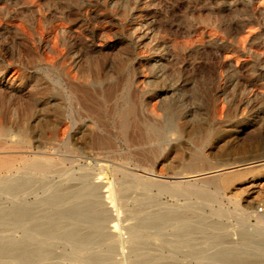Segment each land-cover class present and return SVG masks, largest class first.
<instances>
[{"label": "rangeland", "instance_id": "obj_1", "mask_svg": "<svg viewBox=\"0 0 264 264\" xmlns=\"http://www.w3.org/2000/svg\"><path fill=\"white\" fill-rule=\"evenodd\" d=\"M38 98L49 103L50 112L36 125L27 104L35 107ZM79 102L92 108L96 119ZM128 105L135 118H126L122 134L114 114ZM163 119H169V128L162 129V138L146 135L143 122L160 128ZM24 123L27 141L20 143L15 127ZM0 126L14 132L0 140L1 146L14 143L28 156L49 152L44 156L56 158L60 168L32 194L0 193V207L9 208L18 196L27 203L41 200L57 185L74 188L75 177L86 172L92 180L107 182L102 188L108 186L116 198L110 195L116 207L110 209L120 215L122 233L87 243L88 253L106 257V264H231L216 257L213 262L212 253L221 247L264 256L259 250L264 242V0H0ZM221 168L220 179L212 177ZM203 173L210 174L209 180ZM150 181L168 188L182 185V194L159 193L147 185ZM119 184L130 188L125 195ZM197 187L214 200L195 198L191 191ZM73 196L61 204L71 207L80 195ZM37 207L39 222L59 218L54 206ZM154 209L179 216L161 231L147 225V241L138 244L130 232L148 223L146 214ZM182 219L188 222L185 228ZM23 224L0 228V237H19ZM109 225L103 223L100 233ZM89 226L80 223L83 231ZM112 244L114 251L107 250ZM47 251L43 262L20 263L0 255V264L105 263H92L89 254L92 262L87 255L80 261L83 251L73 253L64 238L50 239ZM256 256L247 264H264Z\"/></svg>", "mask_w": 264, "mask_h": 264}, {"label": "bare ground", "instance_id": "obj_2", "mask_svg": "<svg viewBox=\"0 0 264 264\" xmlns=\"http://www.w3.org/2000/svg\"><path fill=\"white\" fill-rule=\"evenodd\" d=\"M79 17V15H78ZM58 18V17H57ZM91 18V17H90ZM93 19H96L95 16H93L92 20ZM98 20V19H97ZM94 22V21H93ZM93 25V24H92ZM84 27V26H83ZM77 28V27H76ZM133 28V27H131ZM62 29V28H61ZM66 29V28H65ZM135 29V28H134ZM96 30V29H95ZM241 30V29H239ZM62 32V31H61ZM238 32V31H237ZM65 34V33H63ZM133 34V33H132ZM91 35V34H90ZM240 38V36H238ZM249 38V37H248ZM239 41V40H238ZM251 50V49H250ZM254 50V49H253ZM258 54V53H257ZM84 87V86H83ZM86 88V87H85ZM84 91V90H83ZM80 92V91H79ZM97 93V92H96ZM99 94V93H98ZM113 94V93H112ZM163 95V94H162ZM106 96V95H105ZM7 98V97H6ZM93 98V97H92ZM107 98V97H106ZM41 98H38L37 100V104L35 105V107H32L31 105V102L28 103L27 105H29V113L28 115L30 116V118H32L33 122H35L36 125L39 124V121H41V116H43L44 113H48L50 112V110L48 108L49 107V103L45 100H39ZM89 99V98H88ZM87 99V100H88ZM161 100V99H160ZM31 101V100H28V102ZM91 101V100H90ZM3 102V101H2ZM4 103V102H3ZM83 103V102H82ZM81 102L78 103V105H80V108L83 109L87 115L90 117V119H93L95 117V111H92V108H89L87 109L88 105H86L87 107H84V105H82ZM93 103V102H92ZM94 104V103H93ZM96 105V104H95ZM100 105V104H99ZM13 107V106H12ZM27 107V106H26ZM25 107V109H26ZM78 107V106H77ZM90 107V106H89ZM111 108V107H110ZM10 109V108H9ZM16 109L13 111L15 113ZM112 111V110H111ZM17 112V111H16ZM113 113V112H112ZM3 114V113H2ZM23 114V113H22ZM60 114V113H59ZM98 114V113H97ZM109 114V113H108ZM17 115V114H16ZM22 116V115H21ZM26 116V114L24 115ZM9 118V117H8ZM76 118V117H75ZM114 118H115V122L117 124V129L119 130L120 133L124 134L126 132V128H127V121H126V118H135L134 116V110H133V107H130L129 105L128 106H125V108L122 110V111H119V112H116L114 114ZM181 118V117H180ZM11 119V118H10ZM96 119V118H94ZM191 119V118H190ZM9 120V119H8ZM59 120V119H58ZM83 120V119H82ZM169 119H163L162 121V124L160 125L161 127L160 128H156L153 124L151 123H147V122H143L141 125H142V128H143V131L146 133V135L148 136H151L154 137V138H162L161 136V131L162 129H165V128H169ZM19 121V119H18ZM17 121V122H18ZM93 121V120H92ZM132 121V120H131ZM135 121V120H134ZM138 121V120H137ZM99 123V121L96 120V123ZM133 122V121H132ZM92 123V122H91ZM91 123L89 124V126L91 125ZM97 123V125H98ZM102 124V122H100ZM99 123V125H100ZM107 124V122H105ZM131 124V123H130ZM135 124V122H134ZM18 125V124H17ZM43 125V123H42ZM58 125V124H57ZM63 125V124H62ZM84 125V124H82ZM59 126V125H58ZM57 126V127H58ZM93 123H92V125ZM137 126L134 125V127ZM36 127V126H35ZM61 127V126H59ZM65 127V126H63ZM67 127V126H66ZM87 127H88V124H87ZM101 127V125H100ZM158 127V126H157ZM16 130V134L17 135V142H20V143H26L27 141V134H28V130H29V127L27 124H22V126H18V127H15ZM82 128V127H81ZM92 128V127H90ZM108 128V127H106ZM131 128V126H130ZM140 128L139 126L137 127V129ZM64 128H62L60 131H62ZM67 129V128H66ZM115 129V128H114ZM133 129V127H132ZM131 129V130H132ZM135 130L136 127L134 128ZM133 129V130H134ZM58 130V129H56ZM92 129V132L95 133V130ZM101 130H103L101 128ZM105 130V128H104ZM128 129V133L130 134L131 131ZM133 130H132V134L135 135V133H133ZM140 131V129H138ZM142 130V129H141ZM55 131V130H54ZM75 131V129H74ZM78 131V130H77ZM138 131V133H139ZM165 131V130H163ZM58 132V131H57ZM64 132L65 134V129L62 131V133ZM76 132V131H75ZM86 132V131H85ZM90 131H88L89 133ZM137 132V131H136ZM38 133V131H37ZM47 134V132H45ZM81 133V132H80ZM91 133V132H90ZM97 133V132H96ZM118 133V132H117ZM142 133V131H141ZM163 133V132H162ZM14 134L13 131H10V130H4L3 128H1L0 126V140H3V139H6V138H10L12 135ZM36 134V133H35ZM79 134V133H78ZM126 134V133H125ZM127 134V135H129ZM130 134V135H132ZM56 135V134H55ZM58 135V134H57ZM118 135V134H117ZM120 135V134H119ZM142 136L143 133L141 134ZM29 136V135H28ZM82 136V135H81ZM139 136V135H137ZM135 135V139H137V137ZM142 136H140L142 138ZM37 137V135H36ZM52 137V136H51ZM74 137V136H73ZM83 137V136H82ZM128 137V136H127ZM133 137V136H131ZM30 138V137H29ZM39 138V137H38ZM44 138V137H43ZM57 137H55L56 139ZM65 138V137H64ZM105 138V137H104ZM120 138V137H119ZM31 139V138H30ZM46 139V138H45ZM43 139V140H45ZM85 139V138H84ZM83 139V140H84ZM95 141L98 140V137H97V140L96 138H94ZM91 138V142L94 140ZM121 139V138H120ZM132 139V138H131ZM134 139V137H133ZM133 139L131 140L133 144ZM146 139V138H145ZM13 140V139H12ZM32 140V139H31ZM37 140V139H36ZM40 140V139H39ZM78 139H76L77 141ZM87 140V139H86ZM100 141L102 140L99 139ZM138 140V139H137ZM143 140V138H142ZM159 140V139H157ZM46 141V140H45ZM49 141V140H48ZM52 141H55L52 139ZM69 141V140H68ZM73 141V140H72ZM79 141V140H78ZM77 141V142H78ZM89 141V140H88ZM126 141V139H125ZM129 141V140H128ZM126 141V142H128ZM135 141V140H134ZM139 141V140H138ZM137 141V142H138ZM153 141V140H152ZM3 142V141H2ZM2 142H0V144H2ZM30 142V141H29ZM57 142V141H56ZM56 142H52V144H55ZM65 142V140H64ZM105 142V141H104ZM103 142V143H104ZM135 141V143H137ZM143 142V141H142ZM145 142V140H144ZM148 142V141H147ZM36 143H39V142H36ZM67 143V142H66ZM87 143V142H86ZM95 143V142H94ZM93 143V144H94ZM97 143V142H96ZM101 143V142H100ZM109 143V142H108ZM129 143V142H128ZM129 143V144H130ZM5 144V143H4ZM11 144V143H10ZM9 144V145H10ZM14 144V143H13ZM13 144H11L12 146H9V145H6V146H1L0 145V193H8L9 195H29V193H33L34 192V188H38L39 185H43V182L48 178V175L49 174H56L60 168L58 167V162H54L56 160L53 161L51 158L53 157H48L47 155L44 156V154H50L49 152H43V151H40V152H43V156L40 154L39 156L36 155L34 156L35 154L31 155V156H28L27 154L25 155V150L24 149H20L19 147L20 146H13ZM34 144V143H33ZM45 144V143H44ZM48 144V142H47ZM51 144V143H50ZM68 144V143H67ZM66 144V145H67ZM71 144V143H70ZM85 144V143H84ZM106 144V143H104ZM127 144V143H126ZM130 144V145H131ZM15 145V144H14ZM32 145V144H31ZM30 145V146H31ZM79 145V143H78ZM102 145V144H101ZM33 146V145H32ZM39 146V145H38ZM44 146V145H43ZM52 146V145H51ZM55 146V145H54ZM87 146V145H86ZM94 146V145H93ZM92 146V147H93ZM98 146H99V143H98ZM103 146V145H102ZM107 145H104L102 148H106ZM111 145L109 144V147ZM134 146V145H133ZM96 149L98 150L97 148V145L95 144ZM23 148V147H22ZM54 148V147H53ZM52 148V149H53ZM61 148V147H60ZM82 148V146H81ZM111 148V147H110ZM159 148V147H158ZM26 149V148H25ZM86 149V148H85ZM89 149V146L88 148ZM101 149V147H100ZM101 149V150H103ZM104 149V150H106ZM27 150V149H26ZM30 150V149H29ZM83 150V148H82ZM32 151V150H31ZM54 151V150H53ZM53 151L52 154H53ZM65 151V149H64ZM70 151V150H69ZM73 151V150H72ZM95 151V150H94ZM29 151H27L28 153ZM34 152V151H33ZM36 152V151H35ZM39 152V151H38ZM66 152V151H65ZM71 152V151H70ZM87 152V151H86ZM91 152V151H90ZM57 153V151H56ZM64 153V152H63ZM32 154V153H31ZM88 154V152L86 153ZM51 155V154H50ZM77 155V154H76ZM55 156V155H54ZM79 156V155H78ZM78 156H76L78 158ZM83 158V157H82ZM85 158V157H84ZM86 159V158H85ZM76 160V159H75ZM78 161V160H77ZM253 163V162H252ZM96 164V163H95ZM206 166V165H205ZM204 166V167H205ZM87 167V166H86ZM100 167V166H98ZM193 167V166H192ZM191 167V168H192ZM194 168V167H193ZM203 168V167H202ZM212 168V167H211ZM229 168V167H228ZM117 170V169H115ZM114 170V171H115ZM118 171V170H117ZM120 171V170H119ZM223 171H225V169L221 168V169H218V170H215L213 171V175L212 177L214 178H219L221 177V174H223ZM81 172V171H80ZM85 173V172H84ZM122 173L121 174V178H124V180H128L129 177L125 174H123V172H120ZM210 173V172H208ZM208 173H203L201 174V176L203 178H206L208 179L210 177V174L208 176ZM83 174V173H82ZM80 176L78 177H75V179L78 180V183L75 184L77 185L76 187L74 188H71V187H61V186H56V187H53V188H50V190H48L49 192L46 194L47 196H45L43 199L41 200H38V201H33V202H25V200H23L22 196H18V198L16 199H13L11 201V206L9 208H3V207H0V228H3V229H9L17 224H23L24 222H26L27 220L30 222L31 220V224L28 226V223H27V227L24 228V226L26 224H23V226H20L22 229H23V232L21 230V235L19 237H13L11 235H5L3 237H0V255L4 256V255H9V256H12V259L13 257L15 258V260L17 259L18 262L22 263V262H25V263H28V262H31L35 259H40L42 260L43 262V259L42 258H46V256L48 255V251H47V244H48V241H50V239L52 238H64V239H68L69 240V245H70V250L74 253L75 251H77V253L75 252V254H78V253H82L83 251V255L82 256H79L80 257V261L82 262H85L81 259V257L83 258V256H86L85 259L86 261L88 259V262L92 260L93 258V262L92 263H96L97 260L101 259L103 262H105V260H103L104 258L106 259V257L104 256H101V255H94V254H89V249L87 247V243L90 241V239L92 237H103L105 239H111L114 238V237H118L120 236V233H122L120 230V223H119V210H118V215L113 212V216L111 214V209L113 206H114V203L113 201L116 199L114 197L113 201L110 199L112 198L110 195H109V190H108V186L107 188L103 189L102 187H104V184L108 185L107 182L106 183H103L101 181L100 178H94L93 180L90 178V173L89 172H86L85 174L81 175L79 174ZM72 176V175H71ZM189 176V175H188ZM70 177V176H69ZM73 177V176H72ZM101 177V176H100ZM224 178V177H223ZM70 179V178H69ZM74 179V180H75ZM91 179V180H90ZM189 179V178H188ZM220 179V178H219ZM209 180V179H208ZM225 180V179H224ZM149 181V180H148ZM74 182V181H73ZM76 182V181H75ZM179 182V181H178ZM103 183V184H102ZM186 184L189 183V182H185ZM165 184V183H164ZM70 185V184H69ZM71 185H74L71 184ZM111 185V184H110ZM147 185L149 186H154V187H157V190L159 193H172V192H179L180 194V191H181V194H182V190H183V187H180L182 185H179V186H175L173 187L171 185L172 188H168L166 187L165 185H163L162 182H158V181H150L149 183H147ZM167 185V184H166ZM112 186V185H111ZM110 186V187H111ZM198 186V185H197ZM42 186H40L41 188ZM106 187V186H105ZM170 187V186H169ZM195 187V185L193 186ZM67 188V189H65ZM118 188V191L121 193V195H125L126 192L130 189L128 188V186L126 184H119L117 186ZM198 188V187H197ZM200 188V189H199ZM198 189H193L191 191L192 194L195 195V198H202V200L204 199L205 200H209L210 199H213L214 197L211 196L213 194H210L208 193L206 190L202 189L201 187H199ZM182 189V190H181ZM185 189V188H184ZM113 190V188L111 189ZM111 190H110V193H111ZM33 191V192H32ZM36 191V190H35ZM113 193V191H112ZM173 193V194H175ZM187 193V192H185ZM35 194V193H34ZM189 194V192H188ZM73 196V195H80L81 198H79L78 196H76V199L77 202L74 203L75 201H73L71 205V207H67V204H64L66 205L67 208H65V206L63 204H61L62 201H65L66 200V197L68 196ZM187 195V194H186ZM215 195V194H214ZM184 196V194H183ZM189 196V195H188ZM193 196V195H192ZM198 196V197H197ZM77 197L79 199H77ZM187 197V196H186ZM185 197V198H186ZM65 198V200H64ZM73 198H75L73 196ZM190 198V197H188ZM12 199V198H11ZM72 199V197H71ZM70 199V200H71ZM214 200V199H213ZM118 200H116L117 202ZM146 201V200H145ZM144 201V202H145ZM212 201V200H211ZM210 201V202H211ZM71 202V201H69ZM147 202V201H146ZM118 203V202H117ZM120 203L122 204H125V201L122 202L120 201ZM119 203V205H120ZM60 204V205H59ZM71 204V203H70ZM145 204V203H143ZM63 205L65 209L61 208L60 206ZM37 206H43L44 209L46 208H49V207H52L54 206L55 207V212L56 214L58 215L59 218H56V219H46L44 220L43 222H39L37 220V213L38 211L36 210V208H38ZM153 206V205H152ZM115 207V206H114ZM183 207V206H182ZM116 208V207H115ZM40 209H43V208H40ZM43 209V210H44ZM119 209V208H118ZM135 209V208H134ZM160 209V208H159ZM204 209V208H203ZM155 210V209H154ZM40 211V210H39ZM53 211V209H52ZM113 211H115V209H113ZM47 212V211H46ZM200 212V211H199ZM140 215V214H139ZM138 215V216H139ZM179 216V214H176L174 211L172 210H168V209H164V210H155L150 213V214H146V219L148 220V223H139L140 225V228H136L134 230H132V232H130V234H132L131 237H133L134 240H136V242L139 244H143L144 242L147 241V238H146V232L144 231V228L147 227V225H152L154 226L155 228H157L159 231H161L163 229V226L168 222V220H170L173 216ZM54 216V215H53ZM141 216V215H140ZM183 216V215H182ZM143 218V217H142ZM178 219V217H175ZM181 218V216L179 217ZM183 218V217H182ZM185 218V217H184ZM144 219V218H143ZM34 221V222H33ZM181 221V220H180ZM105 222H109L110 225L107 227V231L105 233H100L99 231V228L102 227V224L105 223ZM143 222V220H142ZM182 223H179L180 226L182 228H185L186 226H188V222L185 221V219L181 221ZM209 222V221H208ZM211 222V221H210ZM80 223H87L89 224V228H87V230L83 231L82 228L80 227ZM119 223V224H118ZM262 223V222H261ZM264 223V222H263ZM142 224V225H141ZM178 225V224H177ZM138 226V227H139ZM151 226V227H152ZM190 226V225H189ZM194 226V225H193ZM178 227V226H177ZM192 227V226H190ZM217 227V226H216ZM105 228V226H104ZM179 228V227H178ZM128 229V227H127ZM198 229V228H197ZM188 231V230H187ZM178 232V231H177ZM259 232V231H258ZM182 233V232H180ZM187 233V232H186ZM261 232H259L260 234ZM257 234V233H256ZM262 235H264L263 233H261ZM260 234V235H261ZM243 235V234H242ZM219 236V235H218ZM251 236V235H250ZM256 236V235H255ZM220 237V236H219ZM218 238V237H217ZM120 239V238H119ZM259 239V238H258ZM92 240V239H91ZM99 240V239H98ZM117 240V239H116ZM243 242L244 243H249V237H247V235H243ZM97 241V240H96ZM101 241V240H100ZM260 241V239H259ZM113 242V241H111ZM115 242V240H114ZM143 242V243H141ZM254 242V241H253ZM55 243V242H53ZM103 243V242H102ZM109 243V242H107ZM255 243H258L255 242ZM261 244V247L260 245H258V247H261L259 248V250L261 249V251L264 250V242L263 240L259 242ZM46 244V246L44 245ZM118 244V243H117ZM250 244V243H249ZM53 245V244H52ZM91 245V244H90ZM114 244H112V247H110V245H108L106 247L107 250H112ZM256 246V245H255ZM249 247V246H248ZM102 248V247H101ZM229 248V247H228ZM223 248L221 247V249H217L216 253L213 252L212 256L210 254V259L211 260V256L213 257L214 261L213 262H216V258L217 259H220L219 261H222V260H226V263H228L229 261H231V264H232V261L233 262H240V263H249L250 260H252V258L254 256H256V254L253 256V254L249 253L246 251V248H245V251L243 250H238V249H231V248ZM257 248V246H256ZM250 249V248H249ZM258 249V248H257ZM263 249V250H262ZM80 250V251H79ZM114 251V250H112ZM84 252H85V255H84ZM87 252V253H86ZM91 252V251H90ZM93 252V251H92ZM100 252V251H99ZM117 252V250H116ZM264 252V251H263ZM262 252V253H263ZM88 254L91 255L90 257L92 258H88ZM136 255V254H135ZM206 255V254H205ZM204 255V258L206 260L208 256L205 257ZM5 256V257H7ZM8 256V257H9ZM45 256V257H44ZM78 257V255H77ZM216 257V258H215ZM258 258V260H264V256H261V255H257L256 256ZM10 258V257H9ZM103 258V259H102ZM22 262H21V261ZM110 260V259H109ZM10 261V260H9ZM48 261V260H47ZM249 261V262H248ZM256 261V260H255ZM98 262V261H97ZM108 262V261H107ZM208 262V261H207ZM212 262V263H213ZM254 262V261H253ZM46 263V262H45ZM81 263V262H80ZM87 263V262H86ZM100 263V262H98ZM97 263V264H98ZM202 263V262H201ZM219 263V262H217ZM39 264V263H38ZM55 264V263H54ZM82 264V263H81ZM103 264V263H102ZM106 264V262L104 263ZM109 264V263H107ZM199 264V263H198ZM205 264V263H204ZM235 264V263H234ZM256 264V262H255Z\"/></svg>", "mask_w": 264, "mask_h": 264}]
</instances>
